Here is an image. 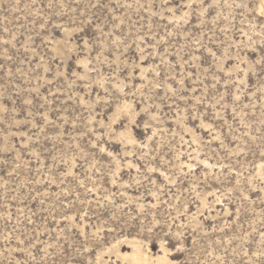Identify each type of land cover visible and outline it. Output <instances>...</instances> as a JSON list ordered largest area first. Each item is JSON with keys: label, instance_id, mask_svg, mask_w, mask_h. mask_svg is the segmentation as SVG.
Instances as JSON below:
<instances>
[{"label": "rangeland", "instance_id": "rangeland-1", "mask_svg": "<svg viewBox=\"0 0 264 264\" xmlns=\"http://www.w3.org/2000/svg\"><path fill=\"white\" fill-rule=\"evenodd\" d=\"M258 4L0 0V264H264Z\"/></svg>", "mask_w": 264, "mask_h": 264}, {"label": "bare ground", "instance_id": "bare-ground-1", "mask_svg": "<svg viewBox=\"0 0 264 264\" xmlns=\"http://www.w3.org/2000/svg\"><path fill=\"white\" fill-rule=\"evenodd\" d=\"M258 8L264 15V0H259ZM127 137L132 139L130 134H127ZM130 242L132 248L129 253H122L119 249L117 250V256L122 258L123 264H172L165 250L154 256L149 253L150 248H144L137 239H133Z\"/></svg>", "mask_w": 264, "mask_h": 264}]
</instances>
